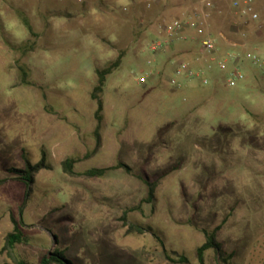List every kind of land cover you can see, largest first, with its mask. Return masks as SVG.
<instances>
[{
	"label": "rangeland",
	"instance_id": "1",
	"mask_svg": "<svg viewBox=\"0 0 264 264\" xmlns=\"http://www.w3.org/2000/svg\"><path fill=\"white\" fill-rule=\"evenodd\" d=\"M206 1L214 4L205 18L214 35L220 31L264 57V0L251 2L256 23L232 13L228 0H158L150 7L146 0H0V180L12 178L8 169H24L22 152L34 165L43 151L51 166L35 176L23 209L28 245L17 247L21 259L38 264L61 249L72 264H171L150 235L124 237L118 222L146 197L135 177L146 176L160 179L155 202L129 213V224L150 227L165 250L198 264L200 231L229 216L216 242L234 252L231 264H264V76L244 63L245 80L234 88L218 69L220 80L207 75L206 87L181 78L173 87L176 66L191 67L204 56L191 43L173 54L172 45L184 41L148 51L160 26L183 19L180 10L203 21ZM119 52L122 63L103 88L101 148L74 170L120 162L134 176L118 170L102 179H70L60 162L95 146V71ZM18 67L30 86L21 84ZM24 192L20 182L0 187V246ZM204 264H216L213 251L205 252Z\"/></svg>",
	"mask_w": 264,
	"mask_h": 264
},
{
	"label": "trees",
	"instance_id": "2",
	"mask_svg": "<svg viewBox=\"0 0 264 264\" xmlns=\"http://www.w3.org/2000/svg\"><path fill=\"white\" fill-rule=\"evenodd\" d=\"M21 21L29 35L34 37L35 35L33 34L32 29L29 26L27 20L25 18H22ZM33 46L34 44L32 43L30 51H32ZM123 57V52H119L117 54V57L111 64L101 70L95 71L97 83L90 94V100L95 103V111L93 114L95 128L92 133L93 138L95 140V146L92 151L86 153L82 158H66L60 162L61 173L70 179H78L84 181L102 179L108 172L118 170H122L125 174L129 176H134L132 169L120 162L108 168L90 169L82 173H77L74 170L75 166L78 163L85 162L91 159L98 153L101 148L102 138L100 132L102 123V113L104 110V101L102 99L103 88L106 82V78L120 67ZM242 65H244V62H242ZM17 70L19 73V79L21 80V84L24 86H30L29 83L26 82L27 74L23 70V68L18 67ZM242 73L244 75L243 70ZM22 158L25 160L24 169H8L6 170V173L9 174L12 178L0 180V187L9 181L20 182L25 186L24 200L22 205L18 208V217L16 219L13 215L10 216L12 230L6 233L2 238V244L0 246V257L5 259V262L3 264H29L24 259H21L16 251L17 247L28 245V238L24 234L25 225L22 221V213L24 207L28 202V199L31 196L35 176L41 171L51 170V166L46 161V154L43 151L41 152L40 161L34 165H31L29 162H27L24 152H22ZM135 177L146 187V197L142 199L137 206L121 212V215L118 218V222L120 223L121 229L123 230V236H143L145 234H148L157 242L159 247L162 249L163 256L166 261L170 262L171 264H188V261L184 256H179L174 252L165 250L163 241L150 227H143L128 223L127 215L129 213L140 212L142 205H152L155 202V193L160 183V179L151 181L146 176ZM153 210L154 208L152 207L151 212H153ZM228 218L229 216L225 217L221 224L216 226L211 231H200V233L203 235L204 243L196 249V258L198 264H204V254L207 251H213L216 264H231V261L235 255L234 252L226 253L225 251H223L221 244L216 242V235L226 224ZM65 252V250L53 249L52 251L44 254L40 258L38 264H72L66 259Z\"/></svg>",
	"mask_w": 264,
	"mask_h": 264
},
{
	"label": "built area",
	"instance_id": "3",
	"mask_svg": "<svg viewBox=\"0 0 264 264\" xmlns=\"http://www.w3.org/2000/svg\"><path fill=\"white\" fill-rule=\"evenodd\" d=\"M233 9H235L241 18H246L252 23H256L260 20V15L253 11L251 8V2L253 0H228ZM158 0H146V6L150 7L157 3ZM214 9V4L210 1L204 2L201 8L200 16L203 21H200L197 16L192 19H181L174 20L168 24L162 25L158 28L160 34L148 45V51L150 53H157L164 50L165 47L171 46L174 42L185 41L186 37L183 32L185 30L192 31L194 36L191 40H198V44L201 53L208 57L211 62L216 64L219 71L226 74L225 85L228 88H234L240 82L245 80L242 73L241 67L242 62L246 60L253 68L259 70V72L264 76V57H260L255 54H250L247 59H244L240 53L235 50L240 47V45L228 41L225 35L218 31L214 35L208 25L206 24L205 18L208 16L207 11ZM126 12V9H122ZM264 13V8H262ZM225 42L231 49L225 53L223 56L218 55L217 40ZM210 68L206 70H194L186 63H179L174 70V78L170 81V85L173 87H179L180 84L176 81L177 79H184L187 81H199V83L206 87L209 85V80L207 78V72ZM145 79L140 78L139 84H144Z\"/></svg>",
	"mask_w": 264,
	"mask_h": 264
},
{
	"label": "crops",
	"instance_id": "4",
	"mask_svg": "<svg viewBox=\"0 0 264 264\" xmlns=\"http://www.w3.org/2000/svg\"><path fill=\"white\" fill-rule=\"evenodd\" d=\"M227 2V1H226ZM230 11L232 13H235V9L232 8L231 4H230ZM180 16H182V18L184 20L188 19L191 17V15L186 11H179V14ZM196 15V14H194ZM211 28V27H210ZM184 36L186 37V40L184 42H181V43H174L172 45V47L170 48V50L172 51L173 54L175 55H179L181 52H182V49L180 50V48L182 46H188V44H192V46H194L198 51L196 52V54L198 53L200 56H204V58H202L203 61H201V63H194V62H191V68L194 69V70H206L208 67L210 68V70L206 71L207 72V75L210 76V78L212 79V81H219L220 80V75L218 74V71H217V67H216V64L214 62H211L210 60H208L207 56H205L204 54L201 53V50L199 49V44H198V40H191V38L193 37V32L192 31H187L185 30L183 32ZM225 35V34H224ZM226 37V35H225ZM227 40L230 41L227 37ZM198 44V45H197ZM217 47H218V55L221 57L223 54L227 53V52H230V51H234L233 49H231L225 42L221 41V40H217ZM184 48V47H183ZM253 48V49H252ZM258 51L260 52V50H256V48L254 47H250V49L246 48V47H242L240 46L239 48H237L235 51L240 53L241 56L244 57V59H247V57L252 54L253 51ZM175 52V53H174ZM202 54V55H201ZM184 57H186V55H183ZM189 61H190V58H189ZM244 63L248 64V62L246 60H244ZM249 65V64H248ZM184 81H187V80H184ZM183 81V82H184Z\"/></svg>",
	"mask_w": 264,
	"mask_h": 264
}]
</instances>
